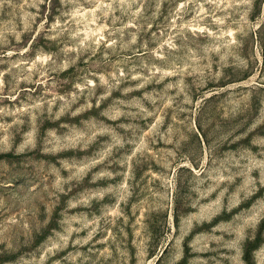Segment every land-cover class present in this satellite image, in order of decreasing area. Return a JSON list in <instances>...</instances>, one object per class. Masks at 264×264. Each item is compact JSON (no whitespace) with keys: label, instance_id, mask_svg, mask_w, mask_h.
<instances>
[{"label":"rangeland","instance_id":"obj_1","mask_svg":"<svg viewBox=\"0 0 264 264\" xmlns=\"http://www.w3.org/2000/svg\"><path fill=\"white\" fill-rule=\"evenodd\" d=\"M0 264H264V0H0Z\"/></svg>","mask_w":264,"mask_h":264}]
</instances>
